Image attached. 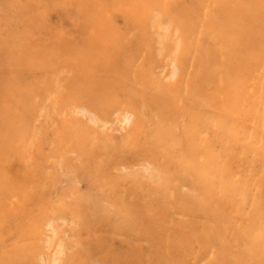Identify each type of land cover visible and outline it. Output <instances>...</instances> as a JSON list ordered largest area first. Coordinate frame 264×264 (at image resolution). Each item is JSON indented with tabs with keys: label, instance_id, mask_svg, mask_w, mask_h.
I'll use <instances>...</instances> for the list:
<instances>
[{
	"label": "rangeland",
	"instance_id": "obj_1",
	"mask_svg": "<svg viewBox=\"0 0 264 264\" xmlns=\"http://www.w3.org/2000/svg\"><path fill=\"white\" fill-rule=\"evenodd\" d=\"M0 0V264H264V9Z\"/></svg>",
	"mask_w": 264,
	"mask_h": 264
},
{
	"label": "bare ground",
	"instance_id": "obj_2",
	"mask_svg": "<svg viewBox=\"0 0 264 264\" xmlns=\"http://www.w3.org/2000/svg\"><path fill=\"white\" fill-rule=\"evenodd\" d=\"M195 1H207V0H195ZM212 1V0H211ZM216 2H226V5H230L229 17L237 18L240 15L256 16L264 9V0H214Z\"/></svg>",
	"mask_w": 264,
	"mask_h": 264
}]
</instances>
